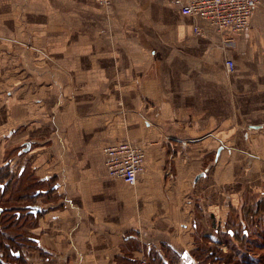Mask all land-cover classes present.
Here are the masks:
<instances>
[{
  "label": "crops",
  "instance_id": "0c3cea01",
  "mask_svg": "<svg viewBox=\"0 0 264 264\" xmlns=\"http://www.w3.org/2000/svg\"><path fill=\"white\" fill-rule=\"evenodd\" d=\"M0 21V167L28 170L41 204L28 264H166L264 199L238 150L264 147V0L229 41L173 0H0ZM122 141L144 154L134 186L104 166Z\"/></svg>",
  "mask_w": 264,
  "mask_h": 264
},
{
  "label": "rangeland",
  "instance_id": "374dc122",
  "mask_svg": "<svg viewBox=\"0 0 264 264\" xmlns=\"http://www.w3.org/2000/svg\"><path fill=\"white\" fill-rule=\"evenodd\" d=\"M0 22H3V21H0ZM39 54L41 55V53ZM47 59L51 60L52 57L47 56L46 60ZM226 74L230 75L227 72ZM261 119L264 120V117ZM243 121H246L245 117H242V122ZM239 123L241 124V122ZM243 128L247 130V127H245V125L243 126ZM238 150L245 151L247 152V154H251L252 156H254L250 158L251 160H253L251 161L253 166H254L253 163L264 164V147L263 148H250V149H245V150L238 149ZM258 150H262L263 154L258 153ZM18 151L19 152L22 151V148H19ZM9 156H11V152L9 153ZM3 167H5L4 163L2 164L1 168L4 169ZM7 170L9 173L7 178H8V181H10V184L6 187L4 197H7V199L10 201L9 202L10 205H13L14 207H19L25 204L26 202L19 203L16 200V195L17 194L20 195L19 192L21 191L23 185L30 186L28 187V190H29V188H31L34 184L31 183V181L27 182L26 176H24L25 179L24 177L19 178L18 175L20 171L17 173V175H13L10 169H7ZM252 170L254 174L255 173L254 167L252 168ZM25 171L28 172V170H25ZM36 188L37 187H35L34 189ZM34 189L28 191L29 194H33L36 191ZM44 200L46 203H52V197L50 196L49 198L47 197L46 199L43 198V201ZM31 202H33L32 199H31ZM36 202H37L36 206L41 205L39 204L40 200ZM237 214L241 215V217L244 220V223L239 222L234 226L233 225L226 226L219 230L213 229V228L196 229L197 237H194L192 245L190 244L188 246L191 250L188 253L189 255L188 257H186V259L182 258V255L180 256L178 252L174 254L172 250H170L171 252H169L168 249H165V253L162 251L164 254H167V252L170 253V254L168 253L169 255L167 254L165 256V257H168L167 262L169 261V263H166V264H187V263L224 264L223 262H221V260L226 256L232 255V253L237 254V256L242 254V255H247L248 258L254 257V261L260 260V263L264 264V248L262 247L264 246V199L258 196H245L243 199L241 208H239V211H237ZM231 215L232 216L236 215V212L233 211ZM35 223H36L35 221H31L29 219L28 227L32 229L31 225H35ZM26 224L27 223L23 222L24 227L26 226ZM20 229H21V224L18 223V225L13 227L12 230L15 232L17 230L19 231ZM243 230H247V233L243 234ZM23 231H25V229H23ZM196 248L198 249V251H196L197 250ZM209 251L213 253L214 255L213 258H209L208 255L206 256V253ZM246 252H249V253H246ZM149 256H150V259L145 260L147 264H154L152 263L151 258L158 259L157 261L159 262V264L163 263L162 260L160 261L159 259L161 258L163 259L164 255L160 254L159 257L156 255H153V256L149 255ZM192 259L194 260V262L190 261Z\"/></svg>",
  "mask_w": 264,
  "mask_h": 264
},
{
  "label": "built area",
  "instance_id": "2783aa9c",
  "mask_svg": "<svg viewBox=\"0 0 264 264\" xmlns=\"http://www.w3.org/2000/svg\"><path fill=\"white\" fill-rule=\"evenodd\" d=\"M101 8H107L111 0H95ZM182 16L200 19L211 26L226 41L240 35L248 28L250 17L260 0H173ZM195 33L200 31L195 27ZM226 71L233 72V62L225 61ZM104 166L108 176L121 179L134 186L143 171L144 154L141 148L128 141L107 145L103 148ZM136 264H147L140 260Z\"/></svg>",
  "mask_w": 264,
  "mask_h": 264
},
{
  "label": "flooded vegetation",
  "instance_id": "af4514ba",
  "mask_svg": "<svg viewBox=\"0 0 264 264\" xmlns=\"http://www.w3.org/2000/svg\"><path fill=\"white\" fill-rule=\"evenodd\" d=\"M4 165H7V167H9V163L7 160L4 161ZM21 171L22 169L20 170V172ZM9 184H10V181H8V179H5L2 182V184H0V193H2L1 201H0V212H1V209L5 210L4 212L5 218L0 219V234H1L0 235V264H28L26 253H25L26 251L25 243L27 241V234L25 231L27 230V227L23 226V222H24L23 218H21V221L18 220L16 222H13L8 216L9 212L6 211L11 208L9 204L10 201L7 199V197H4L6 187ZM19 194L20 195H18V197L20 198L18 200L16 198V200L19 203L27 202V200L23 196L24 195L23 192ZM21 196H23L24 200L22 199ZM27 206H28L27 203H25L15 208H21L20 213L23 214L22 210L23 208H26ZM18 223L21 224V229L19 231L17 230L14 232L12 229L13 227L17 226ZM23 229H25V231H23ZM3 234H5V237H2Z\"/></svg>",
  "mask_w": 264,
  "mask_h": 264
},
{
  "label": "trees",
  "instance_id": "16d2710c",
  "mask_svg": "<svg viewBox=\"0 0 264 264\" xmlns=\"http://www.w3.org/2000/svg\"><path fill=\"white\" fill-rule=\"evenodd\" d=\"M5 167H3L4 169H2L1 167H0V184H2V182L5 180V179H8L7 178V176H8V170L7 169H9V167H7L6 165H4ZM23 173H24V176H26L27 177V174L25 173V171L22 169V171L19 173V178H21V177H23ZM28 181H31V183H33L34 185L31 187V188H29V190H28V187H30V186H26V185H23L22 186V189H21V191L19 192V193H22L23 192V196H24V198L27 200V207L26 208H23V214H21L20 213V209L21 208H15L13 205H10L11 206V208L9 209V210H6L7 212H9V214H8V216H9V218L13 221V222H16V221H18V220H20L21 221V218H23V220H24V222H26V221H28V215H29V217L30 218H33V215L34 214H32L31 212H30V206H32V205H30V202H31V199L33 200L34 198H36L37 197V195H38V192H37V188L36 189H34L35 187H37L36 186V182H35V180H33L32 178H26ZM32 189H34V190H36L33 194H29V192L28 191H30V190H32ZM33 190V191H34ZM37 192V193H36ZM2 193H0V201H1V195ZM23 196H21L22 197V199L24 200V198H23ZM16 198H17V200L20 198V197H18V194L16 195ZM4 212H5V210L4 209H1V212H0V219H3V218H5V214H4ZM27 223V222H26ZM247 233V230H243V234H246ZM1 235V234H0ZM2 237H5V234H3L2 235ZM261 246V245H260ZM260 246H258V247H260ZM263 248H264V246H262ZM197 249V248H196ZM196 251H198V249L196 250ZM246 253H249V252H246ZM208 255V257L209 258H213V253L211 252V251H209V252H207L206 253V256ZM252 258V259H251ZM251 258H248V256L247 255H242V254H240V255H238L237 256V254H233L232 253V255H230V256H226V257H224L222 260H221V262H223L224 264H261L260 263V260L259 261H254V257H251ZM191 261H193L194 262V260L192 259ZM168 263H169V261H168ZM188 264H190V263H188Z\"/></svg>",
  "mask_w": 264,
  "mask_h": 264
},
{
  "label": "water",
  "instance_id": "95a60500",
  "mask_svg": "<svg viewBox=\"0 0 264 264\" xmlns=\"http://www.w3.org/2000/svg\"><path fill=\"white\" fill-rule=\"evenodd\" d=\"M27 146H28V144H27ZM28 149V147L27 148H25L24 150L26 151ZM203 175V173L202 174H200L198 177H200V176H202ZM30 208V212L32 213V214H36L37 212H39L40 211V207H38V206H30L29 207ZM186 257H188V254L187 253H183L182 254V258H184V259H186Z\"/></svg>",
  "mask_w": 264,
  "mask_h": 264
},
{
  "label": "bare ground",
  "instance_id": "6f19581e",
  "mask_svg": "<svg viewBox=\"0 0 264 264\" xmlns=\"http://www.w3.org/2000/svg\"><path fill=\"white\" fill-rule=\"evenodd\" d=\"M233 71H234V69H233Z\"/></svg>",
  "mask_w": 264,
  "mask_h": 264
}]
</instances>
